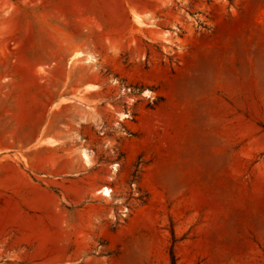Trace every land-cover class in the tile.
<instances>
[{
    "label": "rangeland",
    "instance_id": "1",
    "mask_svg": "<svg viewBox=\"0 0 264 264\" xmlns=\"http://www.w3.org/2000/svg\"><path fill=\"white\" fill-rule=\"evenodd\" d=\"M148 1L44 0L0 20V110L65 123L103 110L80 138L108 174L111 195L94 192L104 206L86 215L101 225L68 228L63 257L26 264H264V0ZM40 45L54 62L30 74L14 59ZM72 82L79 104L61 107Z\"/></svg>",
    "mask_w": 264,
    "mask_h": 264
},
{
    "label": "crops",
    "instance_id": "2",
    "mask_svg": "<svg viewBox=\"0 0 264 264\" xmlns=\"http://www.w3.org/2000/svg\"><path fill=\"white\" fill-rule=\"evenodd\" d=\"M43 1L0 0V20L33 18L32 4ZM135 2L138 9L154 3L148 0ZM3 4H11L15 9L8 12ZM5 29L10 28L0 25V33ZM21 29L10 32L34 33L31 27ZM80 43L84 50L97 49L87 39L80 40ZM74 44H79L77 39ZM32 47L24 57L14 59L29 67L30 74L34 68L49 67L54 62L47 46ZM56 73L47 79L48 82L55 81ZM88 79L91 81V76ZM16 82L26 89L31 79ZM78 87L72 82L64 93L59 86L57 91L62 94L58 104L61 107L79 104L73 99L72 90ZM85 88H80L85 96L95 97L96 89L91 85L89 90ZM101 111L73 110L71 121L65 123L58 121V110H0V264H26L32 260L43 263V260L63 257L58 252L64 251L65 236L75 234L68 228L101 225L102 217L94 219L86 215L90 211L100 213L104 206L105 201L93 193L108 188V174L94 168L95 152L91 142L85 140L83 145L80 144V140H84L80 139L82 132L92 130ZM66 125L72 133L62 137L59 132H64ZM73 145L87 147L89 163L82 154L64 155L61 148ZM90 153L94 154L92 158ZM66 166L70 170H66ZM86 235L88 239L89 234ZM91 237L95 236L91 234ZM73 257L81 256L75 254Z\"/></svg>",
    "mask_w": 264,
    "mask_h": 264
},
{
    "label": "bare ground",
    "instance_id": "3",
    "mask_svg": "<svg viewBox=\"0 0 264 264\" xmlns=\"http://www.w3.org/2000/svg\"><path fill=\"white\" fill-rule=\"evenodd\" d=\"M84 160L87 162L88 161V156L87 154H84ZM101 194H103L104 196H110V190L108 188H104L103 190H101L100 192Z\"/></svg>",
    "mask_w": 264,
    "mask_h": 264
}]
</instances>
